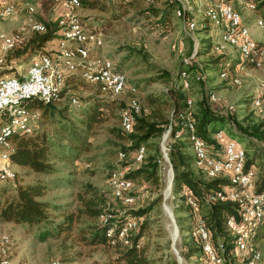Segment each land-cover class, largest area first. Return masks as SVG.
<instances>
[{
  "label": "rangeland",
  "instance_id": "obj_1",
  "mask_svg": "<svg viewBox=\"0 0 264 264\" xmlns=\"http://www.w3.org/2000/svg\"><path fill=\"white\" fill-rule=\"evenodd\" d=\"M11 1L17 4V9L12 17H9V20H0V30H4V32H17L21 25L24 26V18L27 14L25 3L35 7V17H31V19L44 21L53 27L65 15L62 2L58 0H6L5 2ZM112 1L114 2L112 3ZM121 1L129 2L123 5ZM168 1L99 0L98 2L105 8L104 11L75 10L78 15L86 19L90 18V23L85 22L84 25L88 31L102 33V44L89 50L87 61H91V63H88V67L85 68L97 69L104 60H109L116 69L120 70L119 72L122 71L121 73L126 78L127 88L129 86L136 88L135 96L141 103V110L143 109L145 112L149 109L145 101L146 96L148 94L160 96L166 102L164 108L165 129L167 127L168 129L171 128L169 125L173 122V98L171 94H168L171 84L153 80V78L158 75L157 71L161 70L173 80L175 88L180 87L181 89L179 72H186L188 65H194L197 69L201 68V62L204 59V56H198L199 49L200 52H202L201 48L203 49V45H201L203 35L199 33L200 29L207 28V37L210 38L209 53L212 56L223 53L229 59L241 62L235 49L225 48L220 50L218 48L216 42L218 28L209 23L203 15L208 0H181L190 8L185 17L189 16L188 21L193 24L192 31L186 27L188 23L183 22L182 17L176 13V9L174 12L169 10L168 25L157 22L160 20L159 18L153 16L146 18L144 16V11L148 9L157 11L167 9ZM233 5L240 12L243 23L249 28L252 40L258 42V44L261 42V45L259 44L262 51L260 66L246 65L249 67L244 70H242L244 67L239 68L240 64H238V67L233 66L236 75L240 77V86H235L219 77L221 70L226 67L219 72L216 68L213 71L204 68L195 72L188 71L191 73V77L193 74L201 75L203 80L202 82H196L191 78L190 86L187 89H181L180 92L183 95V100L189 99L191 101V104L187 106L189 119H192V113H195L199 106H203L205 109L230 121L235 128V125H237L245 129L250 136L247 142L249 141L250 146L258 150L259 154H262L264 151V122L259 118L258 108L252 104L253 99L260 96L261 89H264V33L255 27L256 20L262 17L259 16L260 13L256 9L249 11L237 0H234ZM25 29L23 32L26 31ZM25 33L27 35V32ZM57 41L58 39L55 38L48 41L41 51H48L47 49L54 47ZM38 52L40 51L30 48L18 59H6L7 66L11 65L12 67L0 70V76H10L18 70H24ZM85 68L80 69L78 73H73L77 76L71 82H65L61 91L60 98L62 100L52 103L53 106L57 108L64 107L66 110L65 119L67 123L62 121V124L66 125V129H69L67 131L73 129L72 127H77V132L80 133L78 119L81 118V101L83 103L102 101L109 104L108 106H112L113 111L107 120L94 126L92 131L87 134H80L86 137L90 143L88 152L82 153L75 159L64 160L58 157L52 160L57 168L54 173L39 174L28 167H20L12 162H6L10 169V175L0 183V201L11 196L18 185L41 181L46 184L41 199L58 207V210H49L52 221L42 225L25 226L0 221V237L8 235L12 240L8 257L9 263L49 264L51 260L59 259L64 264H121L115 261L117 254L113 248H108L102 244H86L82 240V234L78 232L81 225H86V223L99 224L102 221L101 218L95 222L86 221L85 218H82L80 220L81 224L74 226L73 232L69 235L54 231V223L59 222L64 213H69L78 205L76 194L84 185H90L105 197L107 208H104L103 215L110 219H115L119 212L123 213V216L133 217L134 215L126 214V212L128 210L138 211L139 209L145 211L142 215L134 217H139L135 221L145 222L140 242L145 255L152 260L153 264H200L198 260L199 251L191 247V239L187 234L190 221L188 210L183 206L185 204L181 200L182 197L178 198L176 196V193H179L181 187L184 186H180V189L175 193L173 168L169 158L170 149L167 152L169 164H166V174L163 173V170H160L161 167L163 168V162L158 166V185L150 184L142 179L131 180L132 187L129 193L134 200L130 205H125L112 195V185L109 182V177L112 171L119 167L117 165L122 159L119 154L120 146L125 144V142L116 138V131H120L119 107L121 105L126 107L125 103L128 101L129 95L120 96L118 100L111 99L108 95L102 93L96 84L86 83L87 79L82 72L85 71ZM238 70H242V72L239 73ZM209 78L212 79L209 80ZM208 93L213 94L214 99H209ZM72 96L77 97L79 101L81 100L78 107L70 106L69 99ZM229 105H232L233 108H229ZM28 110L30 116L27 121L32 127H35V134L41 129H45L50 133L55 127L59 128L58 120L47 118L40 121V113L37 114V109ZM105 112L108 113V109L105 108ZM176 119L178 124L179 120L177 117ZM22 128L23 126L15 127L14 131L21 133ZM217 131L224 132L225 137L223 139L225 140L230 137L226 129ZM163 134L164 132L149 139L147 141L150 145L149 148L146 144L143 145L146 147L144 157L153 155L158 159L161 157L162 146L172 145L175 142L174 140H179L173 137L167 142L166 139H162ZM231 139L238 146L244 147V144H246L245 141H241L237 137ZM187 151L189 153V149ZM142 161H134L129 169L139 167ZM257 161L252 164L255 165L256 169H258L261 160ZM250 168L256 171L257 176V170L253 167ZM190 169L200 180H208L193 165ZM168 173H170L169 176H167ZM197 216L199 215H194L195 221ZM174 231L175 235H173ZM215 236V239L222 237L220 232H218V236L217 234ZM186 247H191L192 250H186ZM174 250L181 257L180 263L176 260Z\"/></svg>",
  "mask_w": 264,
  "mask_h": 264
},
{
  "label": "trees",
  "instance_id": "obj_2",
  "mask_svg": "<svg viewBox=\"0 0 264 264\" xmlns=\"http://www.w3.org/2000/svg\"><path fill=\"white\" fill-rule=\"evenodd\" d=\"M98 1L99 0H79V9L104 11V6ZM247 1L253 3L254 10L256 9V11L260 13L259 16L262 17L261 19H264V0ZM113 2L114 1H112V3ZM128 2L129 1H121L123 5L127 4ZM167 5L168 8L161 11L152 9L145 10L144 16L146 18H150L152 16L157 19L159 18L160 20H158L157 22L163 25H168V19H170V11L174 12L175 9L179 7V3L177 2V0H169ZM185 16L182 18L183 22L189 23V16ZM80 20L86 23H90V18L86 19L85 17L80 16ZM185 20H187V22ZM40 22H42L46 26L45 31L40 33L29 31V36L23 35L22 40L17 43L13 51L7 53L6 59H18L30 48L41 51V49L48 41L57 37V24L53 27L51 25H48L44 21ZM199 31V33L203 35V39H201V45H203V49L201 48L202 52H200L199 49L198 56L202 55L204 56V59L201 62V68L197 69L194 65H188L186 72H195L203 68L208 69L209 71H213V69L216 68L219 72L224 67L230 70V68L233 67L234 64L237 63V61L231 60L229 62L228 56L224 55L223 53H221L220 55L212 56V54L209 53L210 38L207 37V28L203 27ZM10 67L12 66H7V64H4L3 68H1L0 70H4V68L9 69ZM114 69L120 71L116 69L115 66ZM157 74L158 75H156L153 80H159L163 83L169 82L171 84V87H169L168 89V94H171L173 98V122L171 123L172 126L169 131L168 137H173L174 133L177 132L176 130L181 132V129L177 125L176 117L186 109L185 99L183 100V95L180 92V87L175 88V85H173V80L168 77L166 73L158 70ZM75 76L77 75H67L64 79V85L65 82H71ZM145 101L149 109L147 112L143 111V109H140V113L134 119L131 127L132 129L129 132H123L121 128L120 131H116V138L120 141L125 142L124 145L120 146V153H130L140 145L144 144H146L149 148L150 145L147 141L153 137L159 136L162 132H165L164 130H166L164 126V108L166 102L163 101L160 96L154 94H148L145 98ZM81 103V118L78 119L80 129L79 133L77 132V127H72L73 129L67 131L69 129H66V125L62 124V121L66 122V110L64 109V107L57 108L51 103L43 104L38 99L28 100L25 103V106L28 109L36 108L40 110V121L44 119L46 120L47 118H51L56 121L58 120L59 128L55 127L50 133L45 129H41L36 134L34 132L35 129H33L32 133L28 135H23L22 132L19 133L17 131H14L10 136L11 147L9 149L7 163L12 162L20 167H28L35 173L49 174L54 173L57 170L55 164L52 163L53 159H56L58 157L64 160L75 159L78 158L82 153L88 152L90 149V143L87 141L86 137L81 136L80 134H87L88 132L93 130L94 126L107 120V118L113 111V107L108 106L109 104H106L102 101H90L89 103H83L81 101ZM121 106L119 107L120 117L121 112L125 107H123V105ZM105 108L108 109V113L105 112ZM191 116L192 122H195L194 129L196 136L203 139L208 147L212 145L216 149L219 148V143L215 142V140L211 138L212 133L215 132L217 128H224L227 130L229 135L245 141V167H254L256 169L255 165L253 166L252 164L258 162L257 160H261L259 162L258 169H256L257 176L255 180V190L257 192L264 190V151L262 152V154H259L258 150L250 146L251 143H248L249 141L247 142V139L250 138L247 131L237 125H235V128L234 126H232V123L230 121L217 113H213L212 111L205 109L203 106H199L195 113H192ZM261 121L264 122L263 120ZM180 135L184 136L183 132ZM174 141L175 142L170 145L169 158L170 164L173 168V185L175 193L178 191V189H180L181 185H185L191 190L193 198L197 201V211L195 210L194 213L192 209L182 204L188 210L190 221H192V216L194 217L195 214H198L203 221H206L207 227L212 234L213 241L215 238L214 232H216L217 234L218 232H220V234L222 235L221 239L226 244V250L228 251V249L231 247L229 244L231 238L223 228V223L228 215H236L235 204L229 201H217L212 202L208 205L204 202L203 197L205 195H208L210 192L219 191L223 186H228L229 181L226 177H218L211 180H200L199 178H197L190 169L192 157L191 153H188L187 151L188 147L186 143L181 140ZM213 147H210V151L212 154L214 153L213 155H216L217 153L216 151H214ZM156 160L157 159L155 158V156L146 155L143 158L142 164H140L139 167L129 171L126 174V178L130 180L142 179L150 184L158 185L159 167ZM133 163V159L127 156L126 158L121 159L120 163L117 166H130ZM45 189L46 184L41 181L18 185L15 192L11 196L7 197L3 201H0V221L25 226H37L52 221L51 213L49 212V210H58V207L52 205V203L48 201L41 199V197L44 195ZM76 200L78 201V205L75 207V209L70 211L69 213H64L61 217V220L54 223V231L56 233H66L69 235L73 232L74 226H78V224H81L80 220L82 218H85L86 221L95 222L97 219H102V217L106 216L103 215L104 208H107L105 197L102 194L98 193V191L92 186L84 185L76 194ZM144 212L145 211L142 209H139L138 211L128 210L126 214L140 216ZM119 217L120 218L117 219H109V222L105 224L101 221L99 222V224L86 223V225H81L79 227L78 232L82 234V240L86 244H102L108 248H113L117 254V258L115 259L117 263L153 264L152 260H150L145 255L143 246H136L138 241H140L145 222L140 225L136 234L133 235L130 246L125 247L118 243L115 245H110L106 242V228L109 227L111 223H115V221L117 222L124 219V216ZM261 221L263 222L260 225L258 232L254 236V240L256 241L258 248L263 251L264 218ZM190 245L192 248L197 249L194 240H191ZM191 247H186V250H192ZM224 264H237V262L234 260V258L228 256L226 252V260ZM260 264H264V255L263 260Z\"/></svg>",
  "mask_w": 264,
  "mask_h": 264
},
{
  "label": "bare ground",
  "instance_id": "obj_3",
  "mask_svg": "<svg viewBox=\"0 0 264 264\" xmlns=\"http://www.w3.org/2000/svg\"><path fill=\"white\" fill-rule=\"evenodd\" d=\"M67 1H77V0H67ZM221 3H226L230 7L231 13H233V22H235V28L236 31H238V34L242 37V40L245 41V43H239L236 41L235 37L233 36L232 31V25L228 21H226V13L224 12L223 7H220L219 2L217 0H208V5L203 11L204 17L209 21V23H212L214 26L218 28V40L217 45L220 50H223L225 48H232L235 49L240 56L239 62V68H243L246 65H251L252 67H259L260 66V57L262 56V51L260 48V45L258 42L253 41L249 32V28L243 23L242 17L240 12L235 8L233 5L234 0H219ZM236 1V0H235ZM241 2L244 7L249 10H254V5L250 1L247 0H237ZM179 3V7L176 9V13L180 15L182 18L187 14V11H190V8L185 4L182 3L181 0H177ZM28 5V12L34 13V6L31 4ZM3 9L5 10V14L12 15L15 12L14 6H11V2H2ZM25 10L27 12V6H25ZM184 13L185 15H182ZM188 26H190L188 28ZM190 31L193 30V24L188 23L186 26ZM255 27L261 30L264 33V19L258 18L255 22ZM28 32H44L46 27L45 25L37 21L36 19H30V26L27 27ZM73 31L76 32V38L71 37H64L62 39V51L63 54L66 56L60 57V64H65L67 67H77L81 64V60L87 61L89 50L92 48H96L102 44L101 37L99 40V32L94 31H88L84 25H81L80 19H74L73 20ZM18 32V31H17ZM0 33H6L4 31H0ZM59 35H57V39L59 42ZM23 38V35L18 34H7L6 35V41H2V48H11V45H14L16 47L17 43H19ZM247 45V46H246ZM247 47L251 50H247ZM254 51L258 55V62L257 58L254 57ZM86 52V53H83ZM33 60V59H32ZM47 60H50V53L48 54H41L36 56V63H33L31 61L28 66L23 70V72H31L37 70V63H47ZM107 63V65H106ZM105 66H106V72H105ZM85 68V67H84ZM83 72V76L87 79L88 74H91V78L98 79V81H107L109 80V74L114 76H120L121 81V93L120 96H123L125 94H128V101H132V105H140V102L138 101L136 95V88L135 87H128L126 83L125 76L114 69V66L109 60H104L99 68L97 69H90L85 68V71ZM73 73H69L67 75H70ZM237 73L231 72V70L225 68L222 69L219 73V77L222 80H227L231 84L235 86H240L241 81L239 80L240 77L236 75ZM15 75V74H14ZM10 75V76H14ZM66 75V76H67ZM5 75L0 76V82L4 79ZM193 78L196 82H201V75L193 74L191 77V73L189 72H181L179 75V81L181 84V89H187L190 86V79ZM203 80V77H202ZM95 84L99 87V90L105 94V85L103 82H95ZM262 88V87H261ZM63 88H55L53 92H46L45 94V86L43 85H30V92L35 93H29L26 95H23L19 98H15L12 100L11 103V110L12 112H20L21 115H23L26 118H18V120L11 122L5 126H2L0 129V142L3 146H10L11 147V140L10 136L14 132L15 127H21L22 134L28 135L31 134L34 127L30 125V123L27 121L30 112L28 108L25 106V103L30 99H37L43 103V104H49V101H56L57 99H60V93ZM106 90H114V83H106ZM260 96L253 99L252 104L254 107L258 108L259 110V118L264 121V89H261ZM209 99H214V95L211 93H208ZM110 97V95H108ZM185 103L187 106L191 104V101L189 99L185 100ZM70 105L72 107H78L80 105V101L77 98L76 100H72V97L70 98ZM229 108H233L232 105H229ZM141 106H135L133 108V113L131 115V105H126L125 109L121 113L120 117V128L123 132H129L132 128V124L134 122L135 117L140 113ZM131 115V119H130ZM7 116H9V109H2V112H0V124H6L7 123ZM179 120V128L181 129V132L176 130L174 133V138H177L183 142L186 143L189 152L191 153L192 162L191 165H193L194 168H197L199 171H201L208 180L215 179L218 177H226L229 181L228 186H223L219 191L210 192L208 195H205L203 197V200L206 204H210L212 202H221V201H229L233 204H235L236 207V215H228L225 219V221H233L236 220L237 217L242 216L243 212V221H261L264 218V190L257 192L255 190V180H256V171L252 168L245 167V150L242 147H239L237 144H235L233 141L228 140L226 143H230L234 149L237 151V157L234 155H227L226 158H221L216 155H213L210 151V147L206 144V142L201 139L200 137L196 136L194 125H191L190 122H192L190 117H188V113L184 112L177 116ZM177 124V125H178ZM171 128L168 129V134ZM183 132L184 136H181L180 134ZM216 133V134H215ZM215 135H218L220 138L222 137L221 131H215ZM213 134V135H214ZM164 145V144H163ZM166 147V145H165ZM162 146V148H165ZM10 149V148H9ZM198 151H201V155L205 157V159H201L200 153ZM134 152H139L138 158L133 156ZM9 150L4 153V157L2 159V165H1V172L2 175H0V183L5 181L9 175H10V169L7 165V158H8ZM145 155V147L143 145H140L138 148H136L134 151H131L130 153H120V157L122 159L126 158L127 156L131 157L133 161L140 162L143 160ZM164 160L166 161V164H169V159L167 156V152H164ZM158 166L161 165L163 162L162 158H158L156 160ZM221 165V168L220 166ZM237 166L238 169H244V177L249 181V186H254L253 189L249 190V199L248 202H241L239 204L241 193L247 192V183L245 182H238V174L236 172H227L223 170L222 168H233ZM160 170H163L161 167ZM131 171L129 169V166L124 167H118L112 171L111 176L109 177V182L112 185V193L116 192V189H123V186L125 183H128V194L130 188L132 187L131 180L126 178V174ZM172 174V172H171ZM170 173L167 174L169 176ZM172 177V176H171ZM184 187H181L179 190V193H176V196L178 198L182 197V201L185 205H187L190 209L196 210L198 208L197 201L193 198L191 190L186 187L185 185H181ZM224 188H225V195L224 196ZM186 189V193L183 192V190ZM116 199L121 200L125 205H130L134 198L132 197H125V196H115ZM115 199V200H116ZM120 201V202H121ZM168 212V211H167ZM169 213V212H168ZM123 213H119V216H123ZM107 218V216L102 217ZM136 219H139V217H129L124 216L123 220L126 221H135ZM196 221H203L201 217L197 216ZM173 235H175V231L173 232Z\"/></svg>",
  "mask_w": 264,
  "mask_h": 264
},
{
  "label": "built area",
  "instance_id": "obj_4",
  "mask_svg": "<svg viewBox=\"0 0 264 264\" xmlns=\"http://www.w3.org/2000/svg\"><path fill=\"white\" fill-rule=\"evenodd\" d=\"M62 2L63 9L65 11V15L57 21V35H59V42H56L55 48L53 50L48 51H40L37 55H41V53H50V60H47V63H37V70L31 72H23V70H18L14 76H4L2 82H0V112L2 109H9V116H7V123L0 124V129L2 126H5L11 122L18 120V118H26L21 115L20 112H12L11 103L15 98H19L23 95L30 92V85H43L45 86V94L46 92H53L55 88H64V79L69 73H78L80 69H84V67H88V63L91 61H83L81 60V64L77 67H67L65 64H60V57L66 56L62 51V39L64 37L76 38V32L73 31V20L80 19V15L75 12L76 9H79V0L77 1H67V0H58ZM219 2L220 7H223L224 12L226 13V21L232 25L233 36L236 41L239 43H245L242 40V37L238 34L235 28V22H233V13L230 11V7L226 3ZM11 6H14L15 10L17 9V4L11 1ZM27 6V14L24 18V26H20L18 32H9V33H0V67L6 64V55L10 51H13L14 45H11V48H2V41H6L7 34H18L21 35L24 28L30 26L31 17H35L34 13L28 12L27 3L24 4ZM182 15H185L182 13ZM9 17L12 15L5 14V10L2 6V0H0V20H9ZM187 22V20H185ZM81 25H85V22L81 20ZM46 27V26H45ZM190 26H188L189 28ZM102 37V33L99 32V40ZM247 46V45H246ZM247 50H251L247 47ZM219 51V50H218ZM86 53V52H83ZM36 55V56H37ZM36 56L33 58V63H36ZM254 57L257 58L258 55L254 51ZM107 65V63H106ZM106 72V66H105ZM202 82V76L201 80ZM95 82H103L105 85V95H110L111 99L120 98L121 93V81L120 76H114L109 74V80L107 81H98V79L91 78V74H88L87 84L95 85ZM106 83H114V90H106ZM77 97L72 96V100H76ZM62 100V98L57 99L56 101H49V103H56ZM210 102H214L213 100H209ZM125 105H131V115L133 113V108L135 106L140 105H132V101H126ZM36 109V108H35ZM184 112L188 113L187 105ZM37 113H40L37 109ZM130 115V119H131ZM191 125H195V122H190ZM169 126H172L170 124ZM211 138L215 140V142L219 143V148H214L217 155L222 159L226 158L227 155H234L237 157V151L233 148L230 143H221V139L218 135H211ZM162 139H166L168 142L173 137H168V127L165 130ZM10 146H3L0 142V175L2 159L4 157V153L8 151ZM170 149V145L166 144L165 148H162L161 158L163 160V173L166 174V161L164 160V152H168ZM201 159H205L203 155H201ZM133 156H139V152H134ZM221 168V165H219ZM227 172H236L238 174V182L247 183V192L241 193V198L239 204L241 202H248L249 199V190L253 189L254 186H249V181L244 177V169H238L237 166L234 165L233 168H222ZM186 193V189L183 190ZM114 196H125L132 197V195L128 194V183H125L123 189H116L115 193H112ZM224 196L225 188H224ZM120 218L119 215L115 218ZM110 218H103L102 223H108ZM144 221H115V223H111L109 227L105 230V238L106 242L110 245L120 244L122 246H130L133 235L136 234L140 225ZM263 221H243V212L241 217H237L236 220L233 221H224L223 226L228 236L231 238L230 240V248L228 251L226 250V244L220 239L214 238L212 240V234L207 227L206 221H195L192 216V221H189V231L188 237L191 240L195 241V246L199 251V262L200 264H224L226 260V252L228 256L234 258L237 264H260L263 260V253L258 248L256 241L254 240V236L258 232L260 225ZM216 232H214V237ZM218 236V234H217ZM11 238L8 235H3L0 237V264H10L8 257L10 255L11 248ZM141 245L140 241L137 243V247ZM176 255V260L178 263L181 262V257L179 253L174 250ZM49 264H64L59 259H53Z\"/></svg>",
  "mask_w": 264,
  "mask_h": 264
},
{
  "label": "crops",
  "instance_id": "obj_5",
  "mask_svg": "<svg viewBox=\"0 0 264 264\" xmlns=\"http://www.w3.org/2000/svg\"><path fill=\"white\" fill-rule=\"evenodd\" d=\"M5 1H6V0H4V3H5ZM12 19H13V18H12ZM23 24H24V23H23ZM21 26H22V25H21ZM24 29H25V28H24ZM25 30H26L25 32H27V35H25V34H26L25 32H23L22 34L25 35V36H29V33H28V29H27V27H26ZM0 31H4V30H0ZM11 32H15V31H11ZM6 33H9V32H6ZM216 34H217V39H218V32H217ZM58 37H59V36H58ZM55 39H57V38H55ZM217 39H216V42H217ZM57 42H58V41H57ZM260 43H261V42H260ZM260 43H259V44H260ZM260 45H261V44H260ZM44 46H46V44H45ZM45 48H46V47H45ZM52 48L54 49V48H55V45H54V47H52ZM52 48H51V49H52ZM42 49H43V48H42ZM51 49L49 48V49H47V50H51ZM44 50H45V49H44ZM231 60H233V59L230 58V59H229V62H230ZM238 64H239V60L237 61L236 64H234V67H235V66L238 67ZM234 67H231V68H230L231 72H233ZM246 67H249V66H244V68H243L242 70H244ZM250 68H251V67H250ZM242 70H241V71L238 70V72L240 73V72H242ZM234 72H236V71H234ZM12 75H14V74H12ZM1 76H2V75H1ZM207 79H208V77H207ZM210 79H212V78H209V80H210ZM256 92H257V91H256ZM30 110L32 111V109H30ZM35 113H36V111H35ZM37 114H38V113H37ZM223 129H224V128H217L216 130H222V131H223ZM213 133H214V132H213ZM213 133H212V135H213ZM228 135H229V134H228ZM229 136H230V137H229L227 140L223 139V137H225L224 132H223V135H222V137H221V138H222V139H221V143H223V142L226 143L228 140H232L231 138H232L233 136H232V135H229ZM238 139H239V138H238ZM224 140H225V141H224ZM239 140H241V139H239ZM241 141H243V140H241ZM236 144H237V143H236ZM237 145H238V144H237ZM239 146H240V145H239ZM240 147H241V146H240ZM242 148L245 149V144H244V147H242ZM245 151H246V149H245ZM253 168H254V167H253ZM262 253H263V255H264V250H263Z\"/></svg>",
  "mask_w": 264,
  "mask_h": 264
},
{
  "label": "water",
  "instance_id": "obj_6",
  "mask_svg": "<svg viewBox=\"0 0 264 264\" xmlns=\"http://www.w3.org/2000/svg\"><path fill=\"white\" fill-rule=\"evenodd\" d=\"M38 100H39V98H37ZM175 229H176V227H175ZM177 252V251H176Z\"/></svg>",
  "mask_w": 264,
  "mask_h": 264
}]
</instances>
